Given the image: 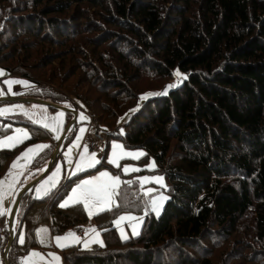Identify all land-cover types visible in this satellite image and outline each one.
I'll return each mask as SVG.
<instances>
[{"label":"trees","instance_id":"1","mask_svg":"<svg viewBox=\"0 0 264 264\" xmlns=\"http://www.w3.org/2000/svg\"><path fill=\"white\" fill-rule=\"evenodd\" d=\"M103 1L0 0L2 36L9 24L19 41L24 35L32 39L29 43L48 39L51 46L68 51L75 44L71 35L91 33L85 38L89 47L116 48L117 60L123 62V68L102 65L103 70L93 74L91 86L97 85L96 92L66 93L83 110L106 115L110 127L117 125L101 132L98 124L105 138L103 155L95 168L85 172L105 167L107 144L114 139L125 149L143 151L137 163L151 159L155 172L166 180L167 199L160 215L146 217L137 236L121 240L114 230V218L141 209L139 198L133 199L130 192L136 180L130 184L123 180L118 206L92 217L103 239L102 248L66 247L61 250L62 264H215L205 256L193 257L186 249L201 252L202 241L210 235L232 233L251 217L254 229L264 237V0H112L107 9ZM81 4L99 11L96 22L78 9ZM73 5L83 20L78 26L71 18L64 19ZM101 23L128 36L106 31ZM58 60L44 57L30 70L39 71ZM4 70L9 76L10 68ZM18 75L25 82L38 83L28 72ZM146 75L168 83L149 91L128 88ZM37 88L21 98L62 107L67 102V97L51 90L35 93ZM121 118H125L122 126ZM70 119L66 114L65 126ZM5 121L26 128L31 138L0 151V179L25 147L37 143L49 147L31 161L28 178L42 174L57 140L22 114ZM9 132L13 129H2L0 134ZM80 175L65 183L61 180L43 199L30 192L22 196L9 264H22L27 251L36 248L33 233L41 225L49 226L50 236L83 231L87 219L80 204L57 206L61 193ZM8 242L1 233L3 251ZM168 251L175 255L172 260L165 256Z\"/></svg>","mask_w":264,"mask_h":264},{"label":"rangeland","instance_id":"2","mask_svg":"<svg viewBox=\"0 0 264 264\" xmlns=\"http://www.w3.org/2000/svg\"><path fill=\"white\" fill-rule=\"evenodd\" d=\"M112 0H104L102 6L107 9L111 8L112 6ZM76 6H72L68 12H66L64 19L71 18V22H73V25H80L83 20L79 19V14L75 12ZM82 12L88 13L90 16V19L92 21L96 22L97 16L95 15L96 12H99L97 9L87 6L86 4L79 5L78 8ZM5 19V17H4ZM1 25V23H0ZM106 31L111 32H118L120 35L128 36L127 34L123 33L124 31L120 32L119 30L114 29L112 26H106V24H102ZM8 26L5 27V34L6 38L0 34V70H3L4 75L7 74V71L4 70L5 67L10 68V72H8L9 75L16 79L19 78V71L28 72L31 77L34 80H37V84L34 85L36 87L38 85L37 90H35V93H42V90H48L52 91L53 93H59L61 95H64L67 97V102H65L64 107L60 106L63 109H67L68 111H76L77 118H76V133L74 134L73 140L70 142V144L66 145L67 151L74 155L72 145L76 143V136L81 135L83 137V133L80 132V129L86 130V122L85 120H80V115L83 114L87 118L88 114L92 115L95 118L96 124L100 125V131L106 132V130H112L117 127V125L112 128L108 123L105 121V116L102 115L99 111H90L87 112L81 108V105L77 100H74V98H70L66 93L73 92L74 94H80L87 92V90H94L96 92L97 85L94 87L91 86V81L93 78V74L97 72V70H103L102 65H107L108 67L112 68L113 70L115 67H122L123 68V62L120 60H117V54H116V48L115 50H112L110 48H106L105 46H101L99 48H91L89 47L88 43L85 41L86 37H90L91 33H83V34H75L71 35L70 38H72V41L74 46L67 51L66 50H60L57 46H51L53 43H47V40H42L40 42L34 41L29 43L32 39L26 35L22 38L23 40L19 41V38H17L15 33H12V31ZM1 28V27H0ZM4 28V27H3ZM2 28V29H3ZM71 33V28H68V32ZM11 36L14 38L11 39ZM42 38H46L44 35H42ZM65 52V53H63ZM69 52V53H68ZM52 56L53 58H59L58 61H53L50 66H46L43 69L38 70H30L35 67H38L39 61L41 62L44 57ZM127 58V57H126ZM116 60V61H114ZM126 62V60H123ZM26 70V71H25ZM30 70V71H29ZM0 76V77H2ZM2 79V78H1ZM23 80V79H20ZM138 82L130 83L128 88L136 87V89L149 91L152 89H156L159 84H166L167 80H156L149 75L142 76L141 79H137ZM25 82V81H24ZM168 83V82H167ZM33 85V84H32ZM0 91H3L5 93V86L3 82L0 81ZM34 93V94H35ZM93 96V93H91ZM40 95V94H38ZM96 98V96H95ZM8 99V97L5 95L0 96V100ZM24 99V98H21ZM26 99H32V100H38L33 98H26ZM25 99V100H26ZM44 101V100H41ZM47 102V101H44ZM103 100H101L99 103L103 104ZM49 103V102H48ZM127 104V103H124ZM129 104V102H128ZM17 105L22 106V108L17 107ZM4 108H10L12 111L8 112L5 115H0V118L3 119L0 123V131L2 129L11 128L13 129V132H9L6 135L0 134V140L4 139L6 136H11L15 134V129H24L28 132V130L24 127H15L10 122H6V118H9L10 116H16L18 114H22L25 116L26 120L33 123L35 120H40L42 123L37 124L40 127L42 126L43 122H47L51 124L53 122V117H55L58 113H61V111L53 110L50 108H47L43 105L35 104V103H23V102H13V103H2L0 104V109ZM64 113V112H62ZM31 117V119L29 118ZM66 113H64V116L62 118V125H61V131L57 133H53L50 130V134L52 135L54 140L55 136L59 135L60 139L63 136L64 131L66 130L68 124L66 126L64 125L65 122ZM47 118V119H45ZM99 118V119H98ZM126 118V117H125ZM125 118H121L119 120L120 126L123 125L122 122L125 121ZM70 121V120H69ZM117 124V123H115ZM43 127V126H42ZM99 127V126H98ZM44 128V127H43ZM46 129V128H45ZM98 130V131H99ZM123 133V128L120 129V134ZM68 134V133H67ZM67 137V136H66ZM57 140V143L60 141ZM27 140V139H26ZM66 140V139H65ZM113 142L122 144L119 140H109V143L107 144L106 149V156L104 157L103 166L99 168V170L90 171V172H77L81 173L80 176L75 177L74 182L71 183L70 187L67 188L65 192L61 193L60 201H58L57 206L60 205V203L63 202V199H65L68 195H71V189L76 187V185L85 179H90L93 176H98L100 172L107 171L113 176H119L121 182L123 180L130 181L136 180V183H133L130 187V192L133 194V199H138L140 201L141 209L138 212H128V213H121L118 216L114 218V221L117 220L120 216H127V217H133L137 219H125L119 226H117L114 221V230L117 232V235L121 240H129L130 237H135L137 234H134V230L136 233H139L140 228L144 224V219L146 217L152 216L154 219H156L162 209L163 204L167 199V193L164 191L166 180L163 178V187L155 182V177H163L159 172H155L156 166L154 164L153 167H150L153 165V162L151 159H148L146 162L139 165L137 161L139 162V158H133V157H127L119 160L120 167H116L110 163H108V158L111 157L112 154V144ZM22 143L18 144L17 146H20ZM83 145V141L81 143ZM123 145V144H122ZM16 146V147H17ZM124 146V145H123ZM15 148V147H14ZM103 143L99 145L98 155H103L102 152ZM13 148H0V151L3 150H10ZM125 151L130 153H139L143 151H138L136 149H128L124 148ZM53 153V152H52ZM92 153V152H89ZM72 155V157H73ZM99 157V158H101ZM98 158V159H99ZM71 159V158H70ZM100 160V159H99ZM14 162V161H13ZM13 164V163H12ZM128 167L129 171L125 173L123 171L124 167ZM65 168V173L63 174L62 180L63 183L67 182V178H71L74 175L69 174L71 171L70 164L67 162ZM96 167V166H95ZM94 167V168H95ZM11 168V167H10ZM9 170L2 176L0 181L5 180L7 178V181L4 185H0V197H3L2 203H0V211L7 209L10 192L12 189L17 185V181L22 179V172L23 169L21 168H15L13 170ZM93 169V168H91ZM133 169H138L134 171ZM82 173H85L84 175ZM41 174V173H40ZM39 174H37L35 177L31 178L30 180H34ZM147 177L148 180H144L143 178ZM29 180V182H31ZM28 179H22L23 186L26 184H29ZM20 183V181H19ZM9 184L12 186L9 187ZM151 189V192H148V190ZM64 193V194H63ZM163 196L166 199L160 201L159 197ZM157 199L158 203L161 205L159 209V215L157 216L155 212L152 211L151 208V201L152 199ZM117 199V196L115 197V200ZM128 200H131V197L128 198ZM80 206L83 208V205L80 204ZM60 207V206H59ZM114 207H112L113 209ZM85 216H86V226L81 232V236L79 234H76L78 237L81 238V242L78 244H70V246H67V248L71 247H79L81 250L88 251L92 248H102V244L99 242H93L97 239L95 236V233H92L90 231L87 232L86 230H90L92 228H95L94 222H92V217L89 218L87 215V212L84 210ZM251 217V216H250ZM142 218V219H139ZM252 219V217L250 218ZM245 220L242 221L239 225L236 226L234 229V232L229 233L223 231V235L220 234H213L210 235L207 239L202 241V246L204 247L201 252H198L196 250H190L186 249L193 257H200L205 256L209 260L212 261V263L215 264H264V237H260L261 235L258 234V232L254 229V225L252 224V220ZM17 226H18V217L16 219V225L14 228V232L17 234ZM6 227V228H5ZM5 227L2 228V236L4 239L10 238L9 233V225L8 223H5ZM48 229L49 226L45 224L44 226L41 225L37 230L33 233V239L37 242L36 248L32 250H28L27 254L23 258L24 264H55V262L52 259L51 254H56L59 258V264H62V252L61 250L66 247H58L55 242V237L57 235L50 236L47 234V232L41 233L39 230ZM69 231H66L64 234H61L59 236L66 235ZM96 232L99 233L98 240L103 241L102 236H100L99 230L96 229ZM219 232V231H218ZM221 233V232H220ZM44 234V235H43ZM127 238H124V237ZM24 239V238H23ZM41 240L44 241V243H41ZM88 242V247H84V243ZM36 252L39 253V256H32V253ZM166 258L172 260V258L175 257V255L170 253L168 251L165 253ZM45 259V260H44ZM50 261L49 263L47 262ZM171 263L173 261H170Z\"/></svg>","mask_w":264,"mask_h":264},{"label":"snow or ice","instance_id":"3","mask_svg":"<svg viewBox=\"0 0 264 264\" xmlns=\"http://www.w3.org/2000/svg\"><path fill=\"white\" fill-rule=\"evenodd\" d=\"M4 75L3 70H0V76ZM179 75V73H177ZM5 83L9 86L8 91L11 92V86L13 84H19V83H26L21 81H5ZM160 94H166V93H160ZM5 95L3 91H0V96ZM17 107L22 108V106L17 105ZM12 111L10 108H4L0 109V115H5L8 112ZM64 116V113H58L55 117H53V122L51 124L47 122H43L42 126L48 130H50L53 133H57L61 131V125H62V118ZM31 119V117H29ZM47 119V118H45ZM87 119L83 114L80 115V120ZM33 123L40 124L42 123L40 120H35ZM85 129H80V132L83 133ZM29 133L24 129H15V134L11 136H6L4 139L0 140V148H14L18 144L23 143L24 140L30 139ZM55 139L59 140L60 136H55ZM82 139L81 135L76 136V143L72 145V147H79V141ZM49 145H41L37 144L33 147H29L25 152L21 154V157L17 159V162L13 164V168L17 166V163L20 159H27L31 160L34 158L35 155H38L40 151L44 150L45 148H48ZM70 155V151L65 153V158L67 159V162L69 164H72L73 161L68 158ZM145 155L142 152L139 153H130L124 150V146L119 143L113 142L112 144V154L111 157L108 158V163L120 167L119 160L127 157H133V158H139L140 156ZM100 163V160L97 159V154L95 152L89 154L87 145L83 148V154L81 155L79 161L76 163L75 168L76 171L72 173V175H75L77 172L84 171L88 168H94L97 164ZM151 165L150 167H153ZM134 171L138 169H133ZM123 171L127 173L129 171V168L126 166L123 168ZM60 172V168L57 167L56 172L53 173L52 177L49 178L48 181L45 182L44 185H41L40 188L36 189L37 198H41V193H43L44 196H47L50 194L52 189H55L57 186L58 181L55 179V177ZM144 180H148L147 177L143 178ZM155 182L159 183L162 187L163 185V177H155ZM7 181V178L5 180L0 181V185H4ZM121 180L119 176H113L107 171H102L99 173L98 176H93L90 179H85L80 181L76 187L71 189V195H68L65 199H63V202L60 203V207H68L73 206L75 204H82L84 210L87 212V215L89 218H91L93 215H98L101 212L104 211H110L112 207L118 206L115 200V197L119 195L118 189L121 185ZM123 183H131L130 181H125ZM12 185L9 184V187ZM152 190L149 189L148 192H151ZM166 199L163 196L159 197V200L162 201ZM3 197H0V203H2ZM160 204L158 203L157 199H152L151 201V208L152 211L156 213V215H159V209ZM7 209H4L0 211V215H5L7 213ZM125 219H137L133 217H127V216H120L117 220L114 221V223L119 226L121 222H123ZM142 219V218H139ZM46 229H41L40 232L44 233L46 232ZM90 231L92 233H95V236L97 237L96 240L93 242H99L102 244V241L98 240L99 233L96 232L95 228H92L90 230H86L87 232ZM134 234H138L134 230ZM124 238H127L126 236ZM21 244L24 243L23 236L20 237ZM55 242L58 247H67L70 246V244H78L81 242V238L78 237L74 232H68L64 236H57L55 237ZM41 243H44L43 240H41ZM84 247H88V242L84 243ZM52 259L55 262V264H59L60 258L56 254H51ZM32 256H39V253L33 252Z\"/></svg>","mask_w":264,"mask_h":264},{"label":"crops","instance_id":"4","mask_svg":"<svg viewBox=\"0 0 264 264\" xmlns=\"http://www.w3.org/2000/svg\"><path fill=\"white\" fill-rule=\"evenodd\" d=\"M6 75V74H5ZM2 78V79H1ZM21 81V82H24V80H20V79H16V78H14V77H12V76H8V75H6V76H2V77H0V81L1 82H3V84H4V86H5V94H6V96L8 97V98H21L22 96H24V95H26V93H28L30 90H33V88H34V85H32V84H30V83H28L27 81H26V83H19V84H13L12 86H11V92H9L8 91V85L5 83V81ZM78 116H76V118H77ZM76 118H75V125H76ZM76 130H77V128L76 127H74V128H72L71 130H69V134L71 135L70 136V141H67V145L68 144H70V142L73 140V137H74V134L76 133ZM84 133H85V131H84ZM84 133H83V136H84ZM69 134H67V136L69 135ZM66 139V138H65ZM66 141V140H65ZM64 141V142H65ZM82 141H83V137H82V139L78 142L79 143V147H74V151H73V153H74V155L73 154H71L70 153V155H69V157L68 158H71V160L73 161V163L72 164H70V167H71V171H70V173L69 174H71V173H73V172H75L76 171V168H75V165H76V163L79 161V159H80V157H81V155L83 154V149H82V147H81V143H82ZM63 142V143H64ZM37 144H40V143H37ZM37 144H34V145H37ZM34 145H31V146H28L27 148L25 147L20 153H19V155H18V157H16V159L14 160V162H13V164L14 163H16L17 162V159L19 158V157H21V154L23 153V152H25L29 147H33ZM41 145H47V144H45V143H42ZM63 145V144H62ZM61 145V146H62ZM61 146H60V148H61ZM60 148H59V151H58V159L56 160V165H55V167H54V169L50 172V173H48V175H46L42 180H40L39 181V183L38 184H36L33 188H31V191H30V193H31V196L32 197H34V198H36V199H43L45 196L43 195V193H41V198H37V194H36V189L37 188H40L41 187V185H44L45 184V182L46 181H48L49 180V178L50 177H52V175H53V173L54 172H56V169H57V167H59L60 168V172L58 173V175L55 177V179L58 181V183H57V186L59 185V183H60V181L62 180V177H63V174L65 173V168H67L66 167V163H67V159L65 158V153H67L68 151V149H66V145L65 146H63L62 148H61V150H60ZM43 151V150H42ZM42 151H40L39 153H42ZM89 154H91V153H89ZM97 155H98V153H96ZM39 155V154H38ZM38 155H35L34 156V158H32L31 160H27V159H20L19 161H18V163H17V166L15 167V168H22L23 169V172H22V179H28V182H29V178H28V176L30 175H28V168H29V165H30V163H31V161L32 160H34ZM72 155H73V157H72ZM99 157H101V156H97V159L99 158ZM100 159V158H99ZM13 164H12V166H13ZM15 168H13V167H11V169L10 170H13V169H15ZM87 170H91V168H88V169H86V170H84V171H81V172H85V171H87ZM31 174H33V173H31ZM77 174V173H76ZM75 174V175H76ZM74 175V176H75ZM22 179H21V177H20V179L17 181L18 183H17V185L12 189V191L10 192V197H9V201H8V205H7V213L5 214V215H0V264H5V262H4V251H3V249H2V244H1V233H2V228L3 227H5V223H8V217H9V215H10V212H11V210H12V206H13V203H14V200H15V197L17 196V194H18V192L23 188V183H22ZM70 179V178H69ZM19 181H20V183H19ZM57 186H56V188H57ZM53 190V189H52ZM6 228V227H5ZM41 230V229H40ZM40 230H39V232H40ZM80 236H81V233L79 234ZM24 258V257H23ZM23 258H22V264H24V262H23ZM45 260V259H44ZM47 262L49 263L50 261H48L47 260Z\"/></svg>","mask_w":264,"mask_h":264},{"label":"water","instance_id":"5","mask_svg":"<svg viewBox=\"0 0 264 264\" xmlns=\"http://www.w3.org/2000/svg\"><path fill=\"white\" fill-rule=\"evenodd\" d=\"M13 102H23L25 104L26 103H35V104L43 105L47 108L53 109L54 111L58 110V111L66 113L67 115H71V119L69 121V124H68L66 130L63 133V136L61 137L60 141L57 143L55 150L52 153L53 155L51 156V159H49L48 163L44 167L43 173L39 174V176H37L34 180L29 182V184H26L25 186H23V188L18 192L17 196L15 197V200H14V203L12 206V210H11L10 215L8 217L10 238H9L8 245L4 251V262H5V264H9L8 263V254H9V251H10V249L14 243L15 237H16V233L14 232V228L16 225V219L18 217V211L20 208L21 198L24 194L29 193L30 189L33 188L36 184H38L39 181L43 179L45 174L50 171V169H51L50 167L53 164V162L57 159L59 148L63 144V142L65 141L67 133L69 132V130H71L72 128L75 127L74 123H75V118L77 116L76 111H70V110L68 111L67 109L61 108L60 106L53 105L52 103L44 102L41 100L40 101L39 100H32V99H26L25 100V99H21V98H8V99L0 100V104H2V103H13Z\"/></svg>","mask_w":264,"mask_h":264},{"label":"built area","instance_id":"6","mask_svg":"<svg viewBox=\"0 0 264 264\" xmlns=\"http://www.w3.org/2000/svg\"><path fill=\"white\" fill-rule=\"evenodd\" d=\"M98 129V124H96L95 118L92 115L87 116L86 122V130L83 136V145H81L82 149L85 145L88 147V152H97L101 143H105V138L100 133Z\"/></svg>","mask_w":264,"mask_h":264}]
</instances>
